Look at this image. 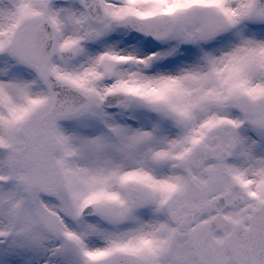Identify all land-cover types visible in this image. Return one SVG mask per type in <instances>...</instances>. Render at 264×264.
I'll use <instances>...</instances> for the list:
<instances>
[{
    "label": "snow or ice",
    "instance_id": "snow-or-ice-1",
    "mask_svg": "<svg viewBox=\"0 0 264 264\" xmlns=\"http://www.w3.org/2000/svg\"><path fill=\"white\" fill-rule=\"evenodd\" d=\"M0 264H264V0H0Z\"/></svg>",
    "mask_w": 264,
    "mask_h": 264
}]
</instances>
